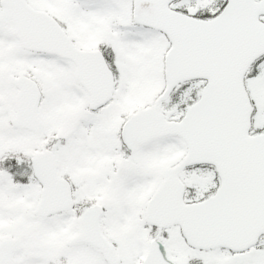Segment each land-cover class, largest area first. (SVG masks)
<instances>
[{"label":"snow or ice","instance_id":"snow-or-ice-1","mask_svg":"<svg viewBox=\"0 0 264 264\" xmlns=\"http://www.w3.org/2000/svg\"><path fill=\"white\" fill-rule=\"evenodd\" d=\"M0 264H264V0H0Z\"/></svg>","mask_w":264,"mask_h":264}]
</instances>
